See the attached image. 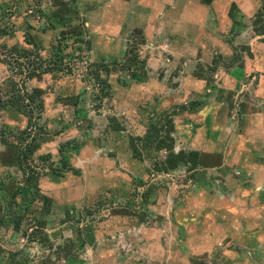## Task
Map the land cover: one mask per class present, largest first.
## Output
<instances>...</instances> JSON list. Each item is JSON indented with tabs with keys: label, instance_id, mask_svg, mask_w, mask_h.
<instances>
[{
	"label": "rangeland",
	"instance_id": "obj_1",
	"mask_svg": "<svg viewBox=\"0 0 264 264\" xmlns=\"http://www.w3.org/2000/svg\"><path fill=\"white\" fill-rule=\"evenodd\" d=\"M61 1L70 21L49 27L53 0H0V26L8 30L0 35V264H169L158 234L164 202L183 201L208 167L188 162L158 171L168 150L154 141L144 149L139 138L157 134L173 153L199 154L181 142L198 129L197 112L208 117L222 105L237 132L245 115L253 116L248 123L258 120L264 0ZM67 31L61 68L35 69ZM13 45L34 53L3 63V46ZM127 66L140 80L130 78ZM95 71L106 85L92 78ZM11 81L22 95L35 91L31 117L3 106ZM66 143L72 147L61 150ZM25 145L35 147L19 162ZM61 154L76 170L57 178L50 167L60 165ZM230 175L246 188L261 178L240 170ZM156 201H163L160 210ZM241 235L236 259L264 264V240L254 248Z\"/></svg>",
	"mask_w": 264,
	"mask_h": 264
},
{
	"label": "crops",
	"instance_id": "obj_2",
	"mask_svg": "<svg viewBox=\"0 0 264 264\" xmlns=\"http://www.w3.org/2000/svg\"><path fill=\"white\" fill-rule=\"evenodd\" d=\"M240 73L243 74L239 70ZM199 113L194 115L198 129L181 142L199 152L195 165L208 167L203 172L206 179L199 181L194 192L185 191L183 201L164 202L165 223L158 234L166 242L169 264H205V259L208 262L211 259L213 264H250L236 259L237 250L233 246L238 244L241 234L244 240L249 238L248 243L254 248L264 240V232H255L259 224L264 227V113H258L255 116L258 120L253 123H248L253 116L245 115L238 132L236 125L226 120L222 105L207 112L208 117ZM233 170L259 172L261 178L257 180L256 176L252 179L253 186L246 188L240 180L231 177ZM213 181L215 186L211 185ZM156 203L159 209L163 201ZM176 233L182 237L179 246ZM224 241L229 242L223 244Z\"/></svg>",
	"mask_w": 264,
	"mask_h": 264
},
{
	"label": "trees",
	"instance_id": "obj_3",
	"mask_svg": "<svg viewBox=\"0 0 264 264\" xmlns=\"http://www.w3.org/2000/svg\"><path fill=\"white\" fill-rule=\"evenodd\" d=\"M53 2L58 5L56 6L57 9L56 10H51L48 13V16H46L48 18V22H49V27L53 26V21L57 22L58 24H68L70 21L69 16L64 15L63 13H66L67 10L69 9V6H63L61 3V0H53ZM18 5V4H17ZM16 5V6H17ZM64 5H66V3H64ZM2 9V8H1ZM19 9V8H18ZM26 12V11H25ZM4 14L5 11L2 9L1 14ZM8 33V30L5 27L0 26V35H5ZM61 39L57 42V44L54 46V54L51 56L50 59H46L43 60L41 59V61L35 65V69H40L41 67L43 68L41 72H46V71H50L53 70L57 67L61 68L62 64H63V57L64 55L63 53V46H65L64 44L62 45L61 42L65 41V38H69L68 34H71L70 32H62L61 33ZM29 37V35H28ZM26 43L28 45L33 46V48L35 49V45H34V40L33 37H29V39L25 40ZM2 46V45H1ZM3 49H5V51H3L4 53V58L3 59V63L6 62L8 63L9 60L11 59H20V58H25L27 59V57H29L32 53H34V50H27L25 48H20L18 46H10L9 48H5L3 46ZM18 64V63H17ZM102 64V63H101ZM52 65V66H50ZM100 66V65H99ZM102 67H105L104 65H101ZM33 67V66H32ZM125 68V67H124ZM127 70L129 71V76L131 79L133 80H140V73L138 72L137 69H133L130 68L129 66H127ZM31 72V71H30ZM96 73H94L95 75H93L92 78H94L96 81L102 82V85H106L107 82L105 79H101L100 74L95 71ZM9 86V92L6 98V101L3 104V106H12L15 110L19 111L20 113H22L23 115H28L29 117L32 116L33 114V108H35L34 106L37 105L35 103V98L37 97V95L35 94V91H27L25 93L20 94L19 93V89H16L15 84L13 83V81L10 82ZM28 100V102L23 103V101ZM40 109V108H39ZM156 139H152L153 137L151 136V134H146L143 137H140L139 140L142 143V146L144 149H148L150 146H152L153 141L156 142V148L161 149V148H166L168 150L167 155L164 156V158L160 161H157L156 163V168L158 171L161 172H169L170 170H174L175 168L181 166V165H186L188 162H191L193 165L196 164V159L198 157V154L195 152H190V153H185V152H179V153H173L172 152V146L171 144L169 145L166 141L167 138H161L160 136H158L157 134L155 135ZM2 142L6 143V140L1 139ZM35 145L30 146H26L22 151H19L18 155H19V162H22V159H24L25 161L27 160V157L25 155H28V153H31L34 149ZM69 148L72 147L71 143H66V144H62L61 150H63V148ZM73 148H76V146H73ZM65 149V150H66ZM135 154L140 155L139 151L136 149L135 150ZM190 155V156H188ZM47 157H49V155H47ZM45 160L47 159L46 157H43ZM43 159V160H44ZM60 165L56 166V167H50L51 169V173L55 174L54 176H56L57 178L61 177L62 174L65 171H74L76 169H74L72 166H70V164L68 163V157L65 154H61L60 155ZM29 180V179H28ZM33 188V187H31ZM25 188H22L21 191H24ZM28 190L30 191V187L28 188ZM34 194H38V190H37V184H34ZM41 198V196H40ZM41 199H43V203L44 206L48 205L49 201H45V198L42 197ZM49 208H45V210H43V212L45 213H49ZM66 214L69 216L68 211H66ZM20 220L22 219L19 218ZM14 221V225L15 228H17L19 226V220L15 219ZM41 225H45V221H42L40 223Z\"/></svg>",
	"mask_w": 264,
	"mask_h": 264
}]
</instances>
